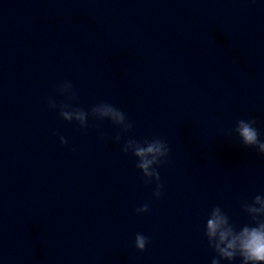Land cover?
Returning <instances> with one entry per match:
<instances>
[{"label": "clouds", "instance_id": "9594fccd", "mask_svg": "<svg viewBox=\"0 0 264 264\" xmlns=\"http://www.w3.org/2000/svg\"><path fill=\"white\" fill-rule=\"evenodd\" d=\"M61 94L67 95L69 100L75 99V92L70 82L65 81L60 85ZM49 107L60 109V116L68 122H78L82 128L88 126L89 116L98 119H108L113 124L120 126L124 132H129L133 125L125 114L113 105L100 102L93 106L90 111L79 107H72L70 104H59L49 99ZM255 120L239 119L236 122V133L242 145L254 147L264 155V141L260 139L258 130L254 127ZM117 136L116 140L119 141ZM61 145H67L68 141L60 137ZM122 151L131 152L137 159L136 167L141 170L146 178V183L156 181L154 196L159 197L162 193L163 184L160 183V173L156 165L163 162V158L169 154L167 142L160 138L144 140L143 142L129 138L123 145ZM244 210L254 221L253 225H243L237 230L229 221V217L219 206L212 208L210 216L206 221L205 235L208 238L209 246L214 249L220 259L229 262L237 256L241 258V264H264V196L256 195L252 203L243 205ZM147 204L136 209L137 213L147 212ZM148 244V238L137 233L135 236V247L144 251ZM220 259L213 258L212 264H220Z\"/></svg>", "mask_w": 264, "mask_h": 264}]
</instances>
